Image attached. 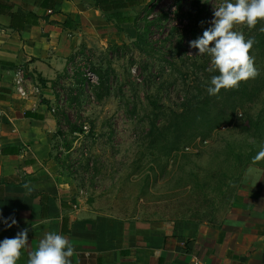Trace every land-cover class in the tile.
<instances>
[{
  "label": "rangeland",
  "instance_id": "374dc122",
  "mask_svg": "<svg viewBox=\"0 0 264 264\" xmlns=\"http://www.w3.org/2000/svg\"><path fill=\"white\" fill-rule=\"evenodd\" d=\"M223 2L192 7L194 0H161L151 11L139 7L138 27L118 32V41L84 42L47 86L57 121L54 155L95 213L128 223L212 224L213 217L219 222L232 213L244 184L264 188V157L258 158L264 150V21L234 29L253 39L258 74L221 89L236 98L216 112L235 109L233 117L218 128L202 122L212 113L207 87L219 72L190 41L211 27ZM39 81L36 87L44 89ZM39 99L46 100L43 92ZM186 113L195 116L188 133L194 139L170 155L156 141H172L177 117ZM154 126L160 131L152 132Z\"/></svg>",
  "mask_w": 264,
  "mask_h": 264
},
{
  "label": "crops",
  "instance_id": "0c3cea01",
  "mask_svg": "<svg viewBox=\"0 0 264 264\" xmlns=\"http://www.w3.org/2000/svg\"><path fill=\"white\" fill-rule=\"evenodd\" d=\"M0 2L28 17L16 31L11 17L0 15V212L17 221L11 228L0 223V241L28 229L29 244L17 264H27L48 232L74 244L71 264H264L263 187L244 184L232 213L212 224L128 223L92 211L54 155L57 121L47 86L84 42H114L120 35L94 0ZM17 70L26 98L16 90ZM39 80L46 89L36 87Z\"/></svg>",
  "mask_w": 264,
  "mask_h": 264
},
{
  "label": "clouds",
  "instance_id": "9594fccd",
  "mask_svg": "<svg viewBox=\"0 0 264 264\" xmlns=\"http://www.w3.org/2000/svg\"><path fill=\"white\" fill-rule=\"evenodd\" d=\"M261 21H264V0H224L214 10L211 27L201 37L190 41V47L198 49L200 55L209 56L219 72L210 79L209 95H217L221 89L236 88L241 81L258 74L254 58L250 55L253 39L234 29L240 24L251 29ZM259 157H264V150L258 153ZM0 223L11 228L17 221L14 217L5 218L0 212ZM28 244L27 228L14 238L0 241V264H17ZM74 252L75 246L67 237L48 232L36 250L29 253L27 264H71Z\"/></svg>",
  "mask_w": 264,
  "mask_h": 264
},
{
  "label": "trees",
  "instance_id": "16d2710c",
  "mask_svg": "<svg viewBox=\"0 0 264 264\" xmlns=\"http://www.w3.org/2000/svg\"><path fill=\"white\" fill-rule=\"evenodd\" d=\"M95 1V8L99 11H101L107 22L110 24H113L118 32H121L123 30V26L128 24H133L139 26L138 17L140 15V12H138L139 7H144V11H151L153 10L161 0H94ZM201 0H194V3L192 4V7H199ZM0 15H9L12 19V29L16 31H22L24 29V26L28 23V17L21 16L19 14H16L13 11V7L4 3L0 2ZM260 43L262 44V47H260L261 50L264 51V33L259 37ZM142 38L139 37V42H141ZM236 98V94H229L225 91H220L217 95H214L212 97V113L209 115H203L202 122L203 124L205 122L211 123V125H215V128L220 127L222 124H224L230 117H233L235 113V109L231 111V114L228 115L225 112V109H222L219 111L220 104H226L229 102H234V99ZM199 113H204V110L198 111ZM212 116V119H211ZM195 116H193L194 118ZM178 118V123L175 124V136L173 137L172 141H169L167 136L163 137L162 142H159L161 145L167 148L170 151V155L172 152H176L180 149V145L185 141H191L194 138H189L188 133L191 131L190 126L192 122V117L190 114H182ZM197 118V116H196ZM191 120V122H190ZM184 125V128H183ZM197 129H194V131ZM159 128L157 126H154L152 129V132H159ZM158 140V138H157ZM152 145H156L155 141L151 142ZM166 145V146H165ZM188 145V144H185ZM58 162V161H57ZM240 187V186H239ZM219 209V207L215 206L214 209H212V216L216 215L214 213H217L216 211ZM216 216L212 218V223L217 222Z\"/></svg>",
  "mask_w": 264,
  "mask_h": 264
},
{
  "label": "built area",
  "instance_id": "2783aa9c",
  "mask_svg": "<svg viewBox=\"0 0 264 264\" xmlns=\"http://www.w3.org/2000/svg\"><path fill=\"white\" fill-rule=\"evenodd\" d=\"M90 76V74H89ZM16 90L20 94V96L26 98L28 97V91L25 86V80L22 70L16 71ZM35 93H38V90H34Z\"/></svg>",
  "mask_w": 264,
  "mask_h": 264
},
{
  "label": "water",
  "instance_id": "95a60500",
  "mask_svg": "<svg viewBox=\"0 0 264 264\" xmlns=\"http://www.w3.org/2000/svg\"><path fill=\"white\" fill-rule=\"evenodd\" d=\"M140 26H142V25H140Z\"/></svg>",
  "mask_w": 264,
  "mask_h": 264
}]
</instances>
